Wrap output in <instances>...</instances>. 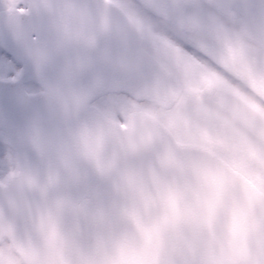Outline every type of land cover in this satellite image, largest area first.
Instances as JSON below:
<instances>
[{"label": "clouds", "instance_id": "9594fccd", "mask_svg": "<svg viewBox=\"0 0 264 264\" xmlns=\"http://www.w3.org/2000/svg\"><path fill=\"white\" fill-rule=\"evenodd\" d=\"M85 2L95 6L98 0ZM250 2L157 0L172 15L191 10L194 4L205 25H220L242 39L259 83L264 79V47L247 35L255 27L253 17L244 12ZM41 17L42 38L32 45V55L40 61L38 51L42 50L45 59L62 62L63 37L56 21L43 11ZM111 18L119 31L103 37L100 47L123 54L125 61L102 66L105 88L92 102L96 107L83 113L82 119L90 130L101 124L115 130L106 136L101 155L119 162L108 193L117 195L112 184L120 185L119 198L130 215L110 227L85 228L65 219L55 242L22 227L13 248L16 264H208L214 255L222 256L238 245L231 229L234 213L247 214L249 224L264 222V135L258 134L264 131V94L246 79L222 73L214 63L187 74L173 68L159 98L145 94L144 86L161 76L159 63L151 58L153 39L138 33L115 7ZM155 31L170 40L178 35L168 24L158 25ZM160 62L169 61L161 54ZM212 72L220 75L219 86L199 97L190 91L202 86L203 77ZM35 78L37 96L25 123L0 137L5 148L0 155V175L18 165L24 175L44 181L62 172L66 163H80L85 144L79 136L80 124H67L49 110L43 93L55 77L37 74ZM245 117L253 127L245 124ZM242 138L246 143L236 147ZM215 177H224L225 183L211 229L204 227L195 236L190 226L155 230L167 210V187L180 192L181 211L190 209L204 216L205 202L216 195ZM8 243L7 238H0V245Z\"/></svg>", "mask_w": 264, "mask_h": 264}, {"label": "snow or ice", "instance_id": "6c2138e0", "mask_svg": "<svg viewBox=\"0 0 264 264\" xmlns=\"http://www.w3.org/2000/svg\"><path fill=\"white\" fill-rule=\"evenodd\" d=\"M119 9L129 23L142 36L153 39L155 49L151 58L159 63L161 76L148 82L143 92L159 98L166 90L165 77L173 68L190 73L197 68H206L209 63L219 66L224 74L246 79L253 88L264 94V79L259 83L249 62L248 46L238 36H234L220 25L208 26L203 23L193 4L191 10L175 15L162 9L157 0H98L95 6L85 0H60L38 5L42 11L55 19L62 34V62L44 58L38 51V61L32 55V45L41 40L38 27L23 28L21 20L30 13L22 6L21 0H0V15L10 39L20 49V55H11L5 61L6 67L0 71V88L3 89L5 110L13 128L25 123L28 108L37 96L36 75L51 74L55 82L49 84L43 95L47 98L49 110L59 114L67 124H80V139L85 148L80 154V163H66L62 172L50 174L44 181L24 175L19 166H12L0 175V238H7V246L0 245V264H16L13 248L22 227L40 233L43 239L55 242L60 236L59 226L65 219H73L77 225L113 226L127 218L130 213L119 198L121 186L112 184L117 193L111 196L108 185L112 174L118 167V160H104L101 150L106 136L114 129H106L103 124L90 130L82 114L96 107L92 102L104 90L105 81L101 75L104 64L119 62L123 64V54L113 53L111 49L100 47L103 37L119 31L114 25L111 10ZM246 15L255 20L254 29L247 35L257 45L264 47V0H252L244 6ZM102 21L97 25V21ZM160 24L175 27L177 37H168L155 31ZM163 54L167 61L160 62ZM222 83L215 72L203 77L202 86L190 89L198 97L211 92ZM22 102L17 103V96ZM253 109L259 111L255 105ZM245 124L253 127L246 117ZM34 133L39 134L37 128ZM258 134L264 135V131ZM246 141L242 138L243 147ZM4 146L0 148L3 154ZM71 159L65 156V161ZM216 195L205 202L206 215L199 216L190 209L181 211L178 205L180 192L171 186L165 190V214L160 218L155 230L161 227L190 226L196 233L207 227L211 229L216 220L225 178L215 177ZM254 194L250 195V200ZM232 233L238 245L222 256H213L208 264H264V222H248L247 214H233ZM251 241V244H250Z\"/></svg>", "mask_w": 264, "mask_h": 264}, {"label": "water", "instance_id": "95a60500", "mask_svg": "<svg viewBox=\"0 0 264 264\" xmlns=\"http://www.w3.org/2000/svg\"><path fill=\"white\" fill-rule=\"evenodd\" d=\"M17 103H21L22 100H21V97L18 95L17 96ZM5 101L4 99L2 101H0V119L2 118V123L4 124V127H5V132H3L0 137L4 136V135H9V134H12L16 128H13V126L10 125L9 123V120H8V115H7V112L5 110Z\"/></svg>", "mask_w": 264, "mask_h": 264}, {"label": "flooded vegetation", "instance_id": "af4514ba", "mask_svg": "<svg viewBox=\"0 0 264 264\" xmlns=\"http://www.w3.org/2000/svg\"><path fill=\"white\" fill-rule=\"evenodd\" d=\"M21 4H22V6H26V2H25V0H21Z\"/></svg>", "mask_w": 264, "mask_h": 264}, {"label": "rangeland", "instance_id": "374dc122", "mask_svg": "<svg viewBox=\"0 0 264 264\" xmlns=\"http://www.w3.org/2000/svg\"><path fill=\"white\" fill-rule=\"evenodd\" d=\"M1 148V147H0Z\"/></svg>", "mask_w": 264, "mask_h": 264}]
</instances>
